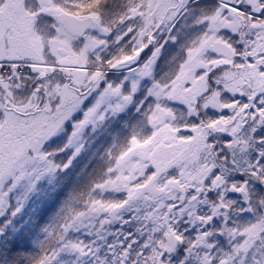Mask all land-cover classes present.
<instances>
[{"label": "snow or ice", "instance_id": "1", "mask_svg": "<svg viewBox=\"0 0 264 264\" xmlns=\"http://www.w3.org/2000/svg\"><path fill=\"white\" fill-rule=\"evenodd\" d=\"M109 2L64 0L70 10L85 11L80 21L73 22L76 31L65 29L72 52L78 55L73 57L75 63L63 65L56 63L48 45L49 40L56 43L65 38L58 32L60 25L50 16L56 0H36V8L44 9L38 12L36 22L51 21L48 34H41L45 35L42 55L53 71L43 74L34 70L35 61H26L22 52L11 49L13 22L7 14L11 0H0V188L8 185L0 191V215L8 206L9 192L21 181H30V188L41 176L68 166L55 163L53 154L42 151V146L61 130L86 98L96 93L94 103L74 123L65 148L87 125L103 120L105 112H118L132 101L136 82L131 83L127 94L122 91L124 81L106 82L103 88L101 82L108 70L120 68L137 79L150 77L163 43L176 39L171 34L174 20L187 0H123L122 10L116 12L110 10ZM194 23L204 25L203 32L189 41L183 49V59L174 63L166 78L154 81L137 105L151 133H134L117 155L109 154L112 163L104 170L103 178L77 201L78 208H68L54 237L58 247L43 250L32 264H52L64 250L88 255L92 251L89 246L66 241L65 234L83 227L90 230L89 234L100 233L114 220L131 222L121 219V210L135 213L132 219L141 222L137 232L142 231L145 239L138 243L131 233L125 234L127 243L120 244L119 264H168L164 257L180 244L187 246L188 254L206 250L197 257L198 264H233L237 257L238 264H242L247 252L261 239L264 197L252 201L248 179L264 186V150L258 151L254 161L244 160L243 167L236 156L247 151L249 141L264 144V137L253 140L252 136L264 125V0H217L213 9ZM222 31L236 36L242 49L237 51L232 41L219 35ZM114 33L112 43L119 47L104 58L100 51L108 46L106 37ZM160 33L165 34V40L158 43ZM76 41H82L78 50L73 47ZM150 47V55L142 58L141 54ZM237 57L241 62L236 61ZM63 68L79 71L65 74ZM217 69L219 72L209 80L210 73ZM21 75L32 83L23 101H18L19 89L12 81ZM222 92L244 99L225 102L220 99ZM148 97L153 98V103L145 106ZM114 98L118 102L110 104ZM169 102L185 105L187 116H197L209 107L218 113L227 111V115L178 124ZM22 104L30 106L23 112L13 110ZM221 136L230 139L221 141ZM79 151L80 147H76L72 155ZM221 152L227 155L221 156ZM172 169L175 173L169 175ZM233 169L247 179L227 183L225 176ZM108 191L123 192L125 196L113 201L94 195L98 192L102 196ZM228 192L240 194L245 207L233 209L235 202L225 198ZM209 193L215 199H210ZM18 211L16 208L12 215ZM246 211H258L254 222L242 227L229 224L230 213ZM215 221L219 227L209 230ZM180 224L196 228L191 241L179 230ZM214 234L227 238L230 253L217 255L211 251L215 245L209 238ZM253 264H264V257Z\"/></svg>", "mask_w": 264, "mask_h": 264}, {"label": "trees", "instance_id": "2", "mask_svg": "<svg viewBox=\"0 0 264 264\" xmlns=\"http://www.w3.org/2000/svg\"><path fill=\"white\" fill-rule=\"evenodd\" d=\"M122 4L123 0H110L109 8L112 12L120 11L122 10ZM202 5V2L193 4L192 9L194 11L202 9L204 12L209 13L213 8L207 4ZM66 11L75 14L74 10L68 9ZM79 11L84 13L85 9L79 8ZM225 38L233 42L231 38ZM218 72L219 70H215L210 73L209 79L211 80L212 76ZM138 98L139 95L136 96L137 100ZM92 104L93 102H88L83 105L82 112ZM82 115L79 112L71 121L69 120V123L63 125L61 130H58L42 149L46 153L53 154L51 158L55 163L61 166L67 163L68 166L58 168L48 176L46 175V177L36 181L30 188L29 183L24 181L22 185L16 186L9 192L6 198L8 206L5 208L4 213L0 215V264H32V261L43 250L50 251L58 247L54 237L59 230V225L64 222L68 208H78L80 206L77 201L82 200L91 186L103 178L104 170L112 163L109 154L113 157L117 155L121 150L117 145L124 143L126 146L131 137L128 129L124 132L125 126L123 128L119 126L114 127V130H116L114 138L93 144L91 141L94 136L91 129L88 128L83 136L76 139L74 145L65 148L64 146L68 143L73 131V124L80 120ZM204 116L205 114L199 111L197 116H194L195 123L204 119ZM259 127H264V125ZM252 136L253 140L264 137V131L258 130ZM220 140L224 141L222 138ZM250 143L251 141H249V147ZM252 146L257 147L256 150L258 151L264 149V144L261 143H252ZM76 147H80V151L73 156ZM61 149L63 150L61 151ZM220 155L225 156L227 153L221 152ZM69 158H71L70 162ZM244 177L233 169L226 174L225 179L227 182H234L235 179L243 182ZM250 182H255L259 186L260 195L256 199L264 197V186L248 179V185H252ZM7 187L8 185L5 184L1 191ZM230 193H226V199L232 197ZM94 195L96 194L94 193ZM209 198L215 199L214 194L209 193ZM16 208H19V211L12 215ZM140 227V224L132 222L119 223L116 226H108V233L104 236L95 232L89 234L90 230L87 227L77 228L75 231L69 230L65 234V240L82 242L84 245L89 246L92 249L90 252L91 257L64 250L56 255L52 264H119V250H115L113 247L119 246L121 242L126 244L127 240H124V235L127 233H131L136 240L142 239L144 241L145 234L142 231L137 232V228ZM210 227L218 228L219 222H213ZM183 228L187 229L184 230L188 237L186 240L191 241L196 235V228H188L185 224H183ZM214 238L224 253L231 252V244L225 236L216 234ZM101 241L103 242L101 243ZM108 244L111 246L109 250L112 248L113 250L104 249ZM101 245L102 248L99 250ZM186 247L185 244L178 245L174 253L166 257L168 264H180L181 260H184V264H198L197 257L206 250L199 249L188 254L186 253ZM212 252H214L213 249ZM104 258L106 262L102 263L101 261ZM239 260L240 258L237 257L233 264H238Z\"/></svg>", "mask_w": 264, "mask_h": 264}, {"label": "rangeland", "instance_id": "3", "mask_svg": "<svg viewBox=\"0 0 264 264\" xmlns=\"http://www.w3.org/2000/svg\"><path fill=\"white\" fill-rule=\"evenodd\" d=\"M28 1L29 2H34V0H28ZM203 5H204V3H203ZM192 7L193 6L186 7L187 10L184 11V9H182L180 13H183L184 15H186V13H188V15H190V16H195V14H204V15L207 14V12H204L202 9L194 11L192 9ZM213 8H214V6H213ZM68 9L70 10L69 6L64 5V0H56L55 11L50 13V16L55 18V14H57V13H59L61 11H66ZM77 9L78 10H76V9L74 10V12H75L74 15L82 17L83 13H80L79 8H77ZM71 11H73V10H71ZM197 18L193 17L192 18L193 22L192 21L188 22L187 21L188 17L185 16V17H180L176 21V24L181 27L180 29H181L182 32L185 29H189V28L193 27V30H194L193 31V37H190V36L185 37L187 39L186 42L188 41V43H189V41L194 39L196 36H198L204 30V28H202L200 25H196L194 23V21ZM55 21H56V19H55ZM30 22L32 23V27H30L28 29L29 42L36 41L38 46H39V51L42 54L44 46H45V35L48 34V32H49V23L51 21H44L42 23H37V22L34 23V20H33V21H30ZM39 24L42 25V26H40ZM38 25H39V27H38ZM197 28H199V29H197ZM195 29H197V30H195ZM58 32H60L61 35H64L65 38L63 40H58L56 43H53L51 40H49L48 41L49 52H51L52 55L56 56V63L57 64L70 65V64L75 63L76 61L73 59V57L75 55H78V54L72 52L71 44L68 43L69 37L66 34H64V32L61 30V28L58 29ZM41 33H43L45 35H42ZM114 35H115V33L112 36H109V37L106 38L109 41L108 46L103 48L100 51V55L102 57H104V58L106 57L105 55L111 50L110 46L113 45L112 41L114 39ZM219 35L224 37L223 33H219ZM81 44H82V41L74 42V44H73L74 49L78 50L79 47L81 46ZM116 46L119 47V45H116ZM58 48L66 49L67 54H68L69 57L68 58L67 57H60L58 55V53H57V49ZM208 55L209 56H213L211 53H208ZM43 57H44V55H43ZM182 58H183V52H177V60L179 61ZM236 61L237 62H241L240 57H237ZM67 69H69V73L70 72L79 71L78 69H70V68H63L62 70H63V72L64 71L66 72ZM217 70H219V69H217ZM65 74H68V73H65ZM140 79L141 78L137 79V77L135 75H132V74H129V73L127 74L126 84L124 86H127V91L129 92L130 91V87H131V83L132 82H136L137 83V91L133 95L132 101L129 104H127V109L126 110H124L123 108L120 111H118V112H112L111 110H108L107 112H105V116H104L103 120H100V121L96 122L94 125L93 124H89L85 128H83L78 133V137L74 138L72 144H70V145H74L76 143V139H78L80 136H83L86 133V130L88 128L91 129V132H92V134L94 136L93 140L91 141V142H93V144H96L97 142H105L108 139L114 138L115 133H116V130H114V127L116 128V127H119V126L123 125L120 120H122V115H124L125 112H126L127 116H126L125 120L123 119L124 120L123 123H124V125H125V122L127 124H126V129H124V132L127 131V129H128V132H130L131 135L134 134V133H139L140 135H148V134H150L152 129L149 126H146V124L144 123L143 111L142 110L141 111L137 110V105L139 104L140 101H138L136 99V96H137L138 92L140 91L139 87H141L139 85V80ZM105 82H106V80L101 82V85H100L101 88L104 87ZM21 94H22V92H20V91L17 92V99H20V95ZM95 95H96V93H93L92 96H89L88 98H86L83 101L80 109H78L76 112H74L73 115L68 120H66L63 125L69 123V120L71 121L79 112L83 114V112H82L83 105L88 103L89 101L94 103ZM220 99L222 101L228 102V101H231L232 99H234V97L232 95L228 94L227 92L226 93L222 92ZM240 99L243 100L244 98L241 97ZM112 101H113V103H110V101H109V103L110 104H115V103L118 102L115 98L112 99ZM152 103H153V100H151V101L145 100V106L150 105ZM168 107H170L171 109H173L175 111V113L177 115L176 123H178V124L179 123H183V122H187L189 124L195 123V117L186 115V106L183 105L182 103H180V102H169L168 103ZM129 110H131V111L129 112ZM128 113H129V115H128ZM201 113L205 114L204 119L215 118V117H212V114L215 115V116H217L218 114H223V112H220V113L216 112L211 107L201 110ZM82 118H83V115H82L81 119ZM258 130H263L264 131V127H258L256 131H258ZM256 131L253 134H255ZM49 139L44 142L43 146L49 141ZM252 143H253V141H251L250 147H248L247 151H245L244 153H239L236 156V159H238L240 161V165H239L240 167L244 166V164H243L244 160H247L248 162H252V161H254L257 158L258 150H256L257 147H253L252 146ZM43 146H42V149H43ZM117 146H119L118 147L119 149H122L123 147H125L124 143L123 144L121 143V144H119ZM254 156H256V157H254ZM174 173H175V169H172V170H170L169 175H172ZM46 175L48 176V174H45V175L41 176L40 179L46 177ZM244 178L247 179L246 177H244ZM23 182L24 181H21L18 185H22ZM27 182L30 184V181H27ZM234 182L238 183L239 179H235ZM234 182H227V183L231 184V183H234ZM250 183H252V185H248L249 194H250V198L251 199L254 198V199H252V201L254 202L256 200L257 196L260 195L259 186L255 182H250ZM0 191H1V188H0ZM95 194H96V196H100L102 199L113 200V201L121 200L125 196V194L123 192L114 193V192H110V191L104 192L102 194V196L98 192L95 193ZM230 195L232 197H230L228 199L233 200L235 202L233 204V206H232L233 209H239V208L245 207V204L243 203V200H242V197H241L240 194L231 192ZM258 214H259L258 211H256V212H247L246 211V212H242V213L241 212H232V213H230L229 224L231 226H238V227L245 226V225H247V224H249L251 222H254L255 219L257 218ZM119 215L121 216V219H123V220H130L132 223H136V224H140L141 225L140 221L132 219V217L135 215V213H133L131 210H121ZM119 223H121L120 220H114V221L110 222L109 224L104 226L103 231H101L99 234L101 236L106 235L108 233V229H107L108 226H111V225L116 226ZM211 229L212 228L210 227L209 230H211ZM179 230L183 232V235H184L185 239L188 238L187 235L184 233L185 229L183 228V224L179 225ZM215 235L216 234H214L213 236H211L209 238V242H212L215 245V247L213 248L214 253H216L217 255H220V254L224 253V251L221 249V246L219 245V243L215 240V238H214ZM142 241H143L142 239L137 240L138 243H142ZM102 242L103 241H101V243ZM110 247L111 246L108 244V245H106L104 247V249H106L108 251H111L114 248L115 250H119L120 251V244H119V246H114L111 250H109ZM101 248H102V245L99 247V250ZM133 251H135V249H133ZM88 257H91V253L88 254ZM166 257H167V255L164 258L167 259ZM262 257H264V234H261V239L257 240L254 243L253 247L244 256L243 264H253L254 260L261 259ZM101 262L105 263L106 259L104 258ZM83 263H84V261H83Z\"/></svg>", "mask_w": 264, "mask_h": 264}, {"label": "flooded vegetation", "instance_id": "4", "mask_svg": "<svg viewBox=\"0 0 264 264\" xmlns=\"http://www.w3.org/2000/svg\"><path fill=\"white\" fill-rule=\"evenodd\" d=\"M202 2L207 4L210 7H215L217 0H187V3L185 4L184 11H186V7H190L193 4ZM36 0L34 2H29L28 1V6H25V0H11L10 3V8L8 9V16L13 22V36L11 40V49L13 51H20L24 54V57L26 58V61H35L36 63L33 64L34 70L38 73H43V74H48L53 71L51 66L45 62V58L39 51V46L36 41L29 42V33L28 29L32 27V23L30 21L34 20V23L36 22V16L38 15V12L43 11V8H36ZM29 8H35L36 11H30ZM213 9V8H212ZM65 12V11H61ZM60 13V12H59ZM58 14V13H57ZM55 14V19L56 15ZM201 15L204 14H195V16H190L188 13L184 15L183 13L178 14V16L174 20V27L172 29V35L176 37L175 41L172 40H167V42L163 43V47L161 49V53L155 62L154 69L152 72V75L148 78H141L139 80V85L141 87L140 91L138 92L137 95H139L138 101H141V99L145 98L146 95V89L151 86V84L156 81V80H161L166 78L167 74L171 71L172 67H174V63L178 62L177 60V52H183V49L187 46L188 41L186 42L187 36L193 37V27L189 29H185L183 32L181 31V27L176 24V21L180 17H188L187 21L188 22H193V17L197 18ZM57 22V20H56ZM58 24V22H57ZM40 25V24H39ZM38 25V27H39ZM42 26V25H40ZM202 28H204V25H200ZM37 27V28H38ZM61 30L65 33L64 29L60 26ZM183 28V27H182ZM199 29V28H197ZM195 29V30H197ZM220 33H223L224 37L231 38L234 42V46L237 50L242 49V45L240 43H237V37L232 35L230 32L227 31H222ZM67 35V34H66ZM68 36V35H67ZM107 38V37H106ZM165 40V34L160 33L157 35V42H163ZM111 50L105 55V58H108L111 56L113 53H115L118 49V46L112 45L110 46ZM60 48L57 49V53L60 57H69L66 51L65 55H61L59 53ZM66 50V49H65ZM151 52V47L149 49H145V52L141 54V57L144 58L147 55H150ZM212 54V53H211ZM41 55V56H40ZM213 55V54H212ZM214 56V55H213ZM175 57V60H171V58ZM183 59V58H182ZM181 60V59H180ZM63 71V70H62ZM65 72V71H64ZM65 73H69V69L66 70ZM128 71L125 68H120V69H112L108 70L105 76L106 82H111V83H119L121 81H124L122 91L128 93L127 91V86H124L126 84V78H127ZM31 74L29 73L28 76ZM105 82V83H106ZM32 81L31 79L25 78L24 75L19 76L17 79L12 81V84L14 87L18 88L22 94L20 95V99L18 101H23L25 94L31 85ZM226 93V92H225ZM228 96V95H227ZM235 99H240L241 97H234ZM146 100L151 101L153 98L148 97ZM91 102V101H89ZM110 103H113L112 100H110ZM87 104V103H86ZM85 105V104H84ZM29 104H22L19 108L13 107L14 111H19L23 112L27 107H29ZM124 110L127 109V105L123 107ZM33 111L36 109L33 107ZM218 115H227V111H224L223 114H218ZM126 112L124 115H122V120L121 127L125 126L124 129H126V122L124 125V120L126 119ZM216 117L215 115H213ZM212 116V117H213ZM124 119V120H123ZM31 126V125H29ZM63 126V125H62ZM23 130H27L26 128ZM221 138L224 141L229 140L230 138L227 136H221ZM219 138V139H221ZM209 139H213L212 137H209ZM114 145V144H112Z\"/></svg>", "mask_w": 264, "mask_h": 264}, {"label": "water", "instance_id": "5", "mask_svg": "<svg viewBox=\"0 0 264 264\" xmlns=\"http://www.w3.org/2000/svg\"><path fill=\"white\" fill-rule=\"evenodd\" d=\"M83 17H77L71 14H68L66 12H60L56 15V19L58 24L64 29L67 30V32H73L76 31V27L74 26L73 22L74 21H80ZM59 53L61 55H65L66 51L63 48H60ZM213 55H215L214 53H212ZM172 254V253H171ZM171 254H166L168 256H170Z\"/></svg>", "mask_w": 264, "mask_h": 264}]
</instances>
